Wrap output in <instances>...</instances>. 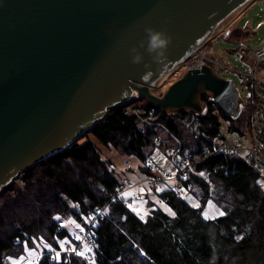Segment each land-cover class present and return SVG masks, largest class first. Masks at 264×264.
Here are the masks:
<instances>
[{"label": "trees", "instance_id": "trees-1", "mask_svg": "<svg viewBox=\"0 0 264 264\" xmlns=\"http://www.w3.org/2000/svg\"><path fill=\"white\" fill-rule=\"evenodd\" d=\"M201 101L206 108L201 116L186 110L167 113L149 101L140 107L118 105L70 147L21 172L20 185L17 177L0 193V264H264V171L242 153L211 152L213 143L225 140L221 122L228 121L231 135L248 133L251 110L245 105L232 119L207 94ZM134 107L138 113L129 110ZM153 116L171 134H180L179 120L196 124L198 137H189L197 148L187 181L190 190L178 195L172 183L160 192L134 186L133 196L143 205H133L134 198L128 203L113 199L125 179L95 141L140 159L137 168L149 174L142 161L151 150L172 149L166 146L171 141L163 139L167 135L158 140L156 127L138 125ZM259 137L264 144V134ZM101 207L105 216L92 228L97 247L86 250L91 256L60 253L58 241L67 250L75 227H84ZM220 211L227 214L220 216ZM38 253L44 254L39 260L29 258Z\"/></svg>", "mask_w": 264, "mask_h": 264}, {"label": "water", "instance_id": "water-1", "mask_svg": "<svg viewBox=\"0 0 264 264\" xmlns=\"http://www.w3.org/2000/svg\"><path fill=\"white\" fill-rule=\"evenodd\" d=\"M249 1L0 0V193L135 98L201 116L207 94L236 119L238 88L207 65L185 70L160 96L151 88ZM146 28L171 37L164 59L146 50Z\"/></svg>", "mask_w": 264, "mask_h": 264}, {"label": "built area", "instance_id": "built-area-1", "mask_svg": "<svg viewBox=\"0 0 264 264\" xmlns=\"http://www.w3.org/2000/svg\"><path fill=\"white\" fill-rule=\"evenodd\" d=\"M210 40V39H209ZM208 40V41H209ZM206 41L201 47H199L196 51H194L183 63H181L177 68L172 70L169 74L175 72L176 69L180 68L181 70H190L192 68H198L203 65L209 66L218 76L221 74H227L228 72L237 73L240 77L241 81V89H246L248 92L247 99L253 102V109L250 113V120H249V131L248 134L251 135V139L254 143V148H249V145L246 144V139L244 135L239 136V140L235 141L230 136L229 132L227 131L228 128V121H224L223 124L226 127V131H223L222 137L225 140L219 139L218 142L213 143L211 146V152L216 153H223L224 155H231V154H239L242 153L246 158L255 161L257 167L264 171V144L262 139H260V135L264 134V45L260 48H257L250 52L247 46L241 45L237 46L234 51V56L239 55L241 60H248L251 58V72L248 74L242 73L237 71L236 68H231L229 65L223 61H219L218 55L221 54V51L218 55H215L212 47L206 48ZM209 49V54H203L205 50ZM181 72V71H180ZM179 72V73H180ZM175 75V74H174ZM170 76V75H169ZM168 76V77H169ZM154 88V87H152ZM239 90V89H238ZM240 92V91H239ZM211 99V98H210ZM243 99V97H242ZM212 101V100H211ZM244 101V99H243ZM214 102L212 101L211 104ZM215 104V103H214ZM245 103L243 104V107ZM136 113V111H133ZM218 114L217 110L214 111ZM151 115V114H150ZM141 122L146 123V125L150 126L151 128H160L164 127L162 123H155L154 121L150 120L149 118H143ZM202 149H206V146H202ZM262 148L263 152L260 151ZM197 152V148L195 147L191 152L185 151L183 153H179L175 149H169L167 151V157L169 159V163L172 167V171L175 172V176L171 177L170 173L165 172L162 168L158 167L150 157L145 158L142 163L148 170H150L149 174H145L143 170L140 168H135L136 173L142 178L144 182H146L149 186L152 184H158L162 182H171L172 183V190L177 193L178 195L183 194L182 192L190 190L187 181L189 180V172L192 168V165L195 161V154ZM125 165L131 168L129 162H125ZM133 187L130 183L125 182L124 188L122 187L121 190L117 189L118 197H122V193L124 191L129 190L128 188ZM264 187V186H263ZM117 198L116 194L114 198ZM136 198V197H135ZM167 197L164 198V202H167ZM105 216V209L104 207L96 209L90 216V222L88 225L74 234V239L77 241L76 247L72 249H67L66 253L67 256L70 255H77L81 256L78 253L80 252V247L83 246L84 243L86 245H90L89 250H93V248L97 247L94 237L92 234V228L95 227L99 221L103 219ZM62 225L64 227L65 222L63 219H59L57 225ZM83 232H87L85 237H82L81 240L76 239L77 236H80ZM92 235H90V233ZM79 246V248H78ZM75 249V250H74ZM42 257V254H37L33 258L32 261L39 260Z\"/></svg>", "mask_w": 264, "mask_h": 264}, {"label": "rangeland", "instance_id": "rangeland-1", "mask_svg": "<svg viewBox=\"0 0 264 264\" xmlns=\"http://www.w3.org/2000/svg\"><path fill=\"white\" fill-rule=\"evenodd\" d=\"M236 18H238L237 22H236ZM233 29H238V31H237L238 35H235V31L232 33ZM211 38H213V39H211ZM211 38H209L210 40L207 42V44L205 46H206V48L212 47V50L214 51L215 55H218V53L221 51V54L218 55L219 61H223V62L227 63L229 65V67L236 68L237 71H240L242 73L248 74L249 72H251V68H250V64L252 61L251 58H249L248 60L247 59L246 60L237 59V58H239L236 55L238 53H236L234 56L233 50L237 46L244 45V46H247L249 48L250 52H252L253 50L260 48L264 45V0H253L228 25H226L221 31H219L218 33L213 35ZM230 40H234V41L230 42ZM209 53H210L209 49H207L203 52V54H209ZM184 71L185 70H181L180 68H179L178 72L175 70V72H173L172 74H175L177 72L176 75H170L171 78L169 76L167 79L164 80L165 82H163L162 85L155 87V90H153V92L152 91L151 92L155 95L160 96L162 94V92L170 84H172L173 81L178 79L180 77V75L182 74V72H184ZM221 76L225 77V78L232 79L234 81L236 87L240 91L241 97H243V99H244L245 105H247L248 109H250L251 112H252V110L254 111V109L252 107L253 102H251L250 100L247 99V96H248L247 90L241 89V81L239 79L240 76L234 72H228L227 74L223 73V74H221ZM146 102H147V100L145 98H136L134 100L127 102L126 104L132 103V104H135L136 106L140 107L141 105H144ZM126 104H124V105H126ZM242 109H241V111H242ZM129 110L136 111V113L139 112V108H135V107L131 108ZM153 121L155 123H161L154 116H153ZM176 124L182 125V129H179L180 134H178L180 136L181 141L176 139L178 137H175L173 134H171L165 127L156 128L160 134L158 136L159 137L158 140H161L162 137H165V135H167L168 138H163V139L170 140L171 142L169 144H167L166 146L177 150L179 153H183L185 151L191 152L192 149H194L196 146L192 145L193 143L190 141L189 137H192V138L198 137V134L196 132V129H197L196 124L193 125L191 122H187V121L181 122L180 120H179V122H176ZM138 125L140 127L144 128L146 126V123L139 122ZM221 131H226V127L222 122H221ZM244 136L246 139L245 140L246 144L249 145V148L253 149L254 143H253V140L251 139V135H249L248 133H244ZM230 137L235 141L239 140V136H237L236 132H234L233 135L230 134V136H228V139ZM95 143H96V148L105 156V158H108L113 162L116 171L119 173V175H121V177H123L125 179V182H128L133 186V183H132V180L130 179V176H132V174L136 175L135 168L137 167L136 164H138L140 162V159H137L135 156H132V155L127 157L122 152L116 151L112 148H106L105 146L99 144L97 141H95ZM166 150H167V147H157V148L154 147L151 150V152L149 153L151 156H148V157H150L151 160L158 167L162 168L165 172L170 173L171 177H172V176H175V172L172 171L173 169H172V167L169 163V159L166 155V152H167ZM260 151L263 152L262 148L260 149ZM144 152L146 154L147 150ZM126 160H128L131 168L127 169L124 166V163ZM203 175H205V174L203 173ZM139 179H140L141 183L136 184L138 189L144 188L147 191H152V189L149 187V185L146 182H144L142 180V178L139 177ZM17 183L20 185V183H21L20 177H18ZM207 183H209L208 180H207ZM163 187H164L163 185H159L157 187V189L160 190ZM128 189H129V192L127 194L128 199L126 201H123V199L121 197H118V193H116L118 200L121 202H124V203H128L130 201L129 200L130 198H134L135 201H130L133 205H143L144 202L141 199L135 198L133 196V190H132L133 188L130 187ZM199 191L200 190L198 189L197 193H199ZM123 194H124V192L122 193V196H123ZM150 195H151V197H154L152 192L150 193ZM134 207H136V206H134ZM91 214H90V216H91ZM90 216L87 220V224L84 227H75V229H74L75 232L73 233V241H72L71 245L68 244V245H70L68 249H72V248L76 247L77 241L74 239V234L77 233L78 231H80L81 229L85 228L88 225V223L90 222ZM59 219H61V218H59ZM58 220H57V222H58ZM61 226L62 225L58 224L59 229L65 228V227H61ZM68 226L72 227L73 225H68ZM86 233L87 232H83L79 236L80 237L79 240H81L82 237H85L87 235ZM89 233H90V235H92L91 232H89ZM58 244L60 247L64 248L65 243L58 241ZM81 244H83V246L80 247V252H83L86 256L90 257L91 255L86 251V250L90 249V245H86L84 243H81ZM78 248H79V246H78ZM81 249H84V251H82ZM55 251H61V249L55 250ZM60 253H65L67 255L66 250H62ZM38 254L44 255L43 253H38ZM35 255H37V254H35ZM35 255H33L29 258L31 259Z\"/></svg>", "mask_w": 264, "mask_h": 264}, {"label": "clouds", "instance_id": "clouds-1", "mask_svg": "<svg viewBox=\"0 0 264 264\" xmlns=\"http://www.w3.org/2000/svg\"><path fill=\"white\" fill-rule=\"evenodd\" d=\"M145 31L147 33L146 50L148 53L152 54L154 61L164 59L168 45L171 42V37L163 31H156L152 28H146ZM131 52L133 53V63H141L143 61V55L136 48H132Z\"/></svg>", "mask_w": 264, "mask_h": 264}, {"label": "bare ground", "instance_id": "bare-ground-1", "mask_svg": "<svg viewBox=\"0 0 264 264\" xmlns=\"http://www.w3.org/2000/svg\"><path fill=\"white\" fill-rule=\"evenodd\" d=\"M253 0H250L247 4H245L244 6H242L239 10H237L231 17H229L227 20H226V22H224L221 26H219L215 31H214V33L212 34V36L213 35H215L216 33H218L219 31H221L226 25H228L240 12H242L243 10H244V8L245 7H247L251 2H252ZM211 36V37H212ZM210 37V38H211ZM207 44V43H206ZM176 71L178 72L179 71V68L178 69H176ZM177 72L175 73V75L177 74ZM170 73V72H169ZM164 74V75H162L157 81H156V83H155V85H154V88H151V91L153 92V90H155V87H158V86H160V85H162L163 84V82H165L164 80L165 79H167L168 78V76L169 75H174V74ZM170 78H171V76H170ZM175 137H178V138H176V139H178V140H180L181 141V139H180V136L178 135V133H172Z\"/></svg>", "mask_w": 264, "mask_h": 264}, {"label": "crops", "instance_id": "crops-1", "mask_svg": "<svg viewBox=\"0 0 264 264\" xmlns=\"http://www.w3.org/2000/svg\"><path fill=\"white\" fill-rule=\"evenodd\" d=\"M241 15H242V14H241ZM241 15H240V16H241ZM240 16H239V17H240ZM239 17H238V18H239ZM237 20H238V19H237ZM237 20H236V22H237ZM236 22H235V23H236ZM139 177H140V176H139L137 173H136V175H135V174H132V176H130V179L132 180V183H133V187H134V186H137L136 184L141 183ZM140 178H141V177H140ZM168 183H171V182H167V183H158V184H156V186H153V187L151 186V189H152V190L154 189V190L158 191L157 187H158L159 185H163V186L166 187ZM169 185H170V184H169ZM163 189H164V188L160 189L159 191H162ZM159 191H158V192H159ZM127 194H128V193H126V195H127Z\"/></svg>", "mask_w": 264, "mask_h": 264}, {"label": "snow or ice", "instance_id": "snow-or-ice-1", "mask_svg": "<svg viewBox=\"0 0 264 264\" xmlns=\"http://www.w3.org/2000/svg\"><path fill=\"white\" fill-rule=\"evenodd\" d=\"M201 175H203V173H201ZM158 191H159V189H158ZM129 207H130V210L132 211V212H136L137 211V209H135V208H131V206L129 205ZM195 207H197V208H200L201 206L200 205H195ZM227 213L225 212V211H220V213H219V215L220 216H224V215H226ZM204 215V218L205 219H208V217H207V214H203ZM77 227H80L79 225H77ZM80 237L79 236H77L76 237V239H79ZM62 250H63V248H62ZM75 250V249H74ZM79 255H81L82 257L85 255L84 253H78ZM57 255H59V253H57Z\"/></svg>", "mask_w": 264, "mask_h": 264}]
</instances>
